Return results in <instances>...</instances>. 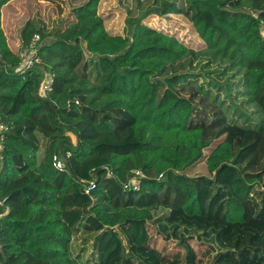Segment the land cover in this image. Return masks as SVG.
<instances>
[{"label":"trees","instance_id":"16d2710c","mask_svg":"<svg viewBox=\"0 0 264 264\" xmlns=\"http://www.w3.org/2000/svg\"><path fill=\"white\" fill-rule=\"evenodd\" d=\"M11 1L0 0V264H201L195 243L207 264H264V0H125V35L87 0L64 30L25 25L40 63L24 73L2 23ZM152 15L186 20L199 45ZM203 159L209 175H189ZM134 170L139 189L125 187ZM150 227L180 250L154 245Z\"/></svg>","mask_w":264,"mask_h":264},{"label":"rangeland","instance_id":"374dc122","mask_svg":"<svg viewBox=\"0 0 264 264\" xmlns=\"http://www.w3.org/2000/svg\"><path fill=\"white\" fill-rule=\"evenodd\" d=\"M87 0H12L4 8L3 12V28L8 38L10 46L20 54L24 49L21 33L28 22L41 27L46 34L52 32L55 28L64 30L68 25L75 20L72 12L74 7L84 4ZM152 0H144L143 7L150 4ZM131 7L136 11V0H130ZM125 0H103L100 4V13L105 19L107 29L112 34L125 35V19L126 8ZM151 24L158 27L169 28L171 31H178L179 36L186 42L193 41L198 44L199 39H196L189 32L188 22L181 17H160L152 15L149 19ZM172 27H175L174 29ZM199 45V44H198ZM197 45V46H198ZM205 61L202 57L199 65ZM1 147V143H0ZM210 151H206V155ZM191 176L194 175H209L205 159L187 171ZM151 234L153 244L162 249L166 248L169 254H174L180 250L174 241H165L161 236L155 233L153 227ZM77 244H83L82 239L76 241ZM76 247V243L74 244ZM197 250L202 259L201 264H207L210 256L207 253L208 245L203 243H195ZM86 255V254H85Z\"/></svg>","mask_w":264,"mask_h":264},{"label":"built area","instance_id":"2783aa9c","mask_svg":"<svg viewBox=\"0 0 264 264\" xmlns=\"http://www.w3.org/2000/svg\"><path fill=\"white\" fill-rule=\"evenodd\" d=\"M262 36L264 37V25L262 27ZM40 39L39 34H35L33 37L31 43L28 45V47L24 48L20 56L22 58V63L20 67L18 68L19 72L24 73L29 68H32L34 65L40 63V57L38 56V41ZM53 87V78L48 73L45 72V76L42 80V83L40 85V93L45 94L48 91L52 90ZM5 128L3 124L0 123V132ZM70 156V153L67 154V157ZM53 166L58 170H63L65 168V160H63L58 154L53 156ZM133 178L129 180L128 183L125 184V187L132 186L135 189H139L140 187V178L144 177V174L140 170H134L133 171ZM108 175H111V172L109 171ZM85 192L87 194H90V188H86Z\"/></svg>","mask_w":264,"mask_h":264},{"label":"crops","instance_id":"0c3cea01","mask_svg":"<svg viewBox=\"0 0 264 264\" xmlns=\"http://www.w3.org/2000/svg\"><path fill=\"white\" fill-rule=\"evenodd\" d=\"M5 8V7H4ZM4 8H3V12H4ZM2 19H3V17H2ZM11 48H12V46H11ZM12 50L14 51V52H16L13 48H12Z\"/></svg>","mask_w":264,"mask_h":264}]
</instances>
